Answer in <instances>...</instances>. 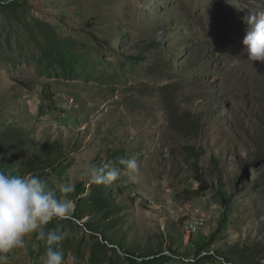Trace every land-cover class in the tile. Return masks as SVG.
Instances as JSON below:
<instances>
[{
    "label": "rangeland",
    "instance_id": "374dc122",
    "mask_svg": "<svg viewBox=\"0 0 264 264\" xmlns=\"http://www.w3.org/2000/svg\"><path fill=\"white\" fill-rule=\"evenodd\" d=\"M258 12L264 0H0V170L70 186L78 217L47 225L65 264H264V63L242 43ZM90 163L118 180L87 182ZM45 258L31 234L6 264Z\"/></svg>",
    "mask_w": 264,
    "mask_h": 264
},
{
    "label": "clouds",
    "instance_id": "9594fccd",
    "mask_svg": "<svg viewBox=\"0 0 264 264\" xmlns=\"http://www.w3.org/2000/svg\"><path fill=\"white\" fill-rule=\"evenodd\" d=\"M245 22L244 51L252 62L264 63V12L250 13ZM119 163L129 170L137 168L134 159H121ZM119 174V169L108 163H90L81 173L93 184H110L118 180ZM70 190L67 185L49 189L36 174L14 176L0 170V264H6L7 254L13 249L23 248L25 238L31 234L45 243L44 264H65L64 255L55 248L65 238L64 233L47 225L71 218L74 202L67 195Z\"/></svg>",
    "mask_w": 264,
    "mask_h": 264
},
{
    "label": "bare ground",
    "instance_id": "6f19581e",
    "mask_svg": "<svg viewBox=\"0 0 264 264\" xmlns=\"http://www.w3.org/2000/svg\"><path fill=\"white\" fill-rule=\"evenodd\" d=\"M189 225H194V226L190 227ZM203 225H204V220L201 218H196L194 220L188 221L186 229L189 232H194L201 229Z\"/></svg>",
    "mask_w": 264,
    "mask_h": 264
},
{
    "label": "trees",
    "instance_id": "16d2710c",
    "mask_svg": "<svg viewBox=\"0 0 264 264\" xmlns=\"http://www.w3.org/2000/svg\"><path fill=\"white\" fill-rule=\"evenodd\" d=\"M139 59H142V57H139ZM255 141H256V144L258 146V149L261 150V151H263V149H264V135L258 137ZM77 215L78 214L75 213V214H73V217H78ZM200 232L201 231H199L197 233H200Z\"/></svg>",
    "mask_w": 264,
    "mask_h": 264
},
{
    "label": "built area",
    "instance_id": "2783aa9c",
    "mask_svg": "<svg viewBox=\"0 0 264 264\" xmlns=\"http://www.w3.org/2000/svg\"><path fill=\"white\" fill-rule=\"evenodd\" d=\"M190 227L194 226V225H189Z\"/></svg>",
    "mask_w": 264,
    "mask_h": 264
}]
</instances>
